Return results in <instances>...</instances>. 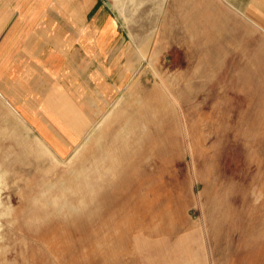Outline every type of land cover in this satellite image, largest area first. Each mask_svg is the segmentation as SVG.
<instances>
[{"label":"rangeland","instance_id":"1","mask_svg":"<svg viewBox=\"0 0 264 264\" xmlns=\"http://www.w3.org/2000/svg\"><path fill=\"white\" fill-rule=\"evenodd\" d=\"M109 1L73 144L0 147V264H264V0Z\"/></svg>","mask_w":264,"mask_h":264},{"label":"crops","instance_id":"2","mask_svg":"<svg viewBox=\"0 0 264 264\" xmlns=\"http://www.w3.org/2000/svg\"><path fill=\"white\" fill-rule=\"evenodd\" d=\"M111 7L109 0H0L2 154L27 147L51 161L44 147L73 144L74 107L104 96V59L121 49Z\"/></svg>","mask_w":264,"mask_h":264}]
</instances>
